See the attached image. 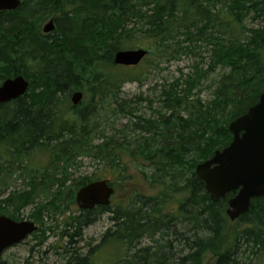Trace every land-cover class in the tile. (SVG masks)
Returning a JSON list of instances; mask_svg holds the SVG:
<instances>
[{"label":"trees","instance_id":"obj_1","mask_svg":"<svg viewBox=\"0 0 264 264\" xmlns=\"http://www.w3.org/2000/svg\"><path fill=\"white\" fill-rule=\"evenodd\" d=\"M19 1L0 12V85L15 76L28 82L23 96L0 104V216L20 221L30 208L38 227L30 252L58 221L60 264H245L246 253L264 250V197L228 236L234 193L212 202L195 175L229 145V123L264 91V0ZM49 20L53 31L44 34ZM135 49L146 51L137 65L144 73L114 64L117 52ZM181 58L189 70L152 85L151 98L121 97L125 84L143 86L148 72ZM116 118L127 123L113 130L108 120ZM83 159L98 169L73 178ZM125 161H137L159 192L73 212L79 188L102 180L122 187ZM103 215L110 226L98 243L77 247Z\"/></svg>","mask_w":264,"mask_h":264},{"label":"water","instance_id":"obj_2","mask_svg":"<svg viewBox=\"0 0 264 264\" xmlns=\"http://www.w3.org/2000/svg\"><path fill=\"white\" fill-rule=\"evenodd\" d=\"M19 5V0H0V12L14 11ZM53 28V21L49 20L42 32L49 34ZM145 56L143 49L124 50L117 52L113 61L115 65L135 67ZM27 88L28 82L22 76L6 79L0 85V104L18 99ZM80 101V93L71 98L73 106ZM228 130L232 135L229 145L198 164L195 175L204 184L212 202L234 193L225 210L229 221L234 222L249 211L252 200L264 197V91L254 106L229 123ZM113 194L108 181L91 182L77 190L75 205L79 211L108 207ZM37 229L31 221H14L0 216V258L6 250L23 242Z\"/></svg>","mask_w":264,"mask_h":264},{"label":"rangeland","instance_id":"obj_3","mask_svg":"<svg viewBox=\"0 0 264 264\" xmlns=\"http://www.w3.org/2000/svg\"><path fill=\"white\" fill-rule=\"evenodd\" d=\"M190 60L186 58H181L179 61L171 62L170 64H160L157 69L148 72L147 77L144 81L143 86H139L136 83H127L122 87V98L130 99L132 96H136L139 94L147 95V97L151 98L150 94L147 90L154 84L161 85L164 80L167 84L171 82L174 78H178L179 75L186 73L190 67ZM136 67V66H135ZM145 65L142 64L137 66V73H144ZM201 99L206 101L209 98V92L204 91L201 94ZM108 117V110L104 109L101 111L99 115L100 120H106L105 116ZM127 123L126 118H117L113 120H108V124L111 125L115 129H121V126ZM106 135L110 136L114 132L107 130ZM125 160V158H124ZM126 166V175L128 176V180L125 181V184L122 187L115 186L112 187L114 190L113 197L111 199L114 203L125 202L127 198H131V195L135 193L145 195L148 197L154 196L159 192L158 187H151L147 180L143 177L142 173H140L137 169L138 163L137 161L132 164L129 161H125ZM96 166H93L89 160L83 159L81 162V166L75 170L73 174V178L82 177V176H91L95 171ZM98 169V167L96 168ZM149 169H145L147 171ZM116 180L117 176L113 175L109 180ZM9 190H15L20 188V181H16L14 183L9 184ZM79 211L76 206L73 208V212ZM30 213V208L26 209L23 212L22 220L31 221L28 219L27 215ZM62 219V218H61ZM32 222V221H31ZM235 222L228 221L226 232L232 231ZM56 228L53 230V234L48 233V239L46 242L40 247L36 249L34 252H30V248L35 244L32 236L30 235L27 239H25L22 243L15 245L12 248H9L4 252L1 257V260L5 262V264H60L62 256L60 253L62 252L60 249H57L58 246H62V242L60 241V229H61V221L56 223ZM110 226V222L108 220L107 215H103L100 217L94 224L90 225L86 228L82 233V241L77 245V247L82 248L83 245L91 244L92 246L98 243L99 238L105 232V230ZM143 245H147V242L142 243ZM85 248V247H83ZM106 254H110L104 252ZM114 253H111L113 255ZM105 254H102L100 259L105 260ZM245 264H264V250L261 252L257 251L255 255H246Z\"/></svg>","mask_w":264,"mask_h":264}]
</instances>
